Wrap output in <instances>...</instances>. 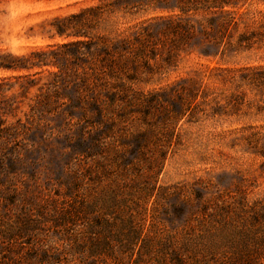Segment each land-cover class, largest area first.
Here are the masks:
<instances>
[{"label":"rangeland","instance_id":"rangeland-1","mask_svg":"<svg viewBox=\"0 0 264 264\" xmlns=\"http://www.w3.org/2000/svg\"><path fill=\"white\" fill-rule=\"evenodd\" d=\"M117 1L0 0V53L55 51L46 59L60 67L0 70V264L76 260L54 224L66 189L102 212L111 185L131 200L155 189L140 264H264V84L221 81L264 77V0L226 9L238 20L231 43L245 35L249 49L204 57L200 37L178 47L161 38L143 58L131 46L66 59L64 44L92 40L100 50L103 39H133L139 26L180 14ZM116 5L81 28L87 38L74 36V16ZM180 16L196 24L210 14ZM253 133L262 139L251 148L244 137Z\"/></svg>","mask_w":264,"mask_h":264},{"label":"trees","instance_id":"trees-1","mask_svg":"<svg viewBox=\"0 0 264 264\" xmlns=\"http://www.w3.org/2000/svg\"><path fill=\"white\" fill-rule=\"evenodd\" d=\"M144 1L147 5L162 11L174 12L178 10L181 15L187 16L191 13H203L210 14V17L205 18L204 23L197 22L196 24L183 21L180 14L176 17L160 18L157 21L139 26L138 29L136 28L131 33L133 39L126 38L116 43H108L107 39H103L104 45L100 50L96 48V43L92 40L67 43L58 47V49L71 50L66 55L67 59L70 57L80 58L81 55L85 54L82 48H85L88 54H92L95 48V52L101 51L108 55H123L125 48H128L129 51V48L134 50L131 46H139L137 51H134L135 57L143 58L147 56V48L156 47L161 38L164 40L170 39L173 46L178 47L179 45L190 46L192 39L195 40L197 37H200L202 42L206 41L204 47L199 49V54L204 57L215 56L210 53L211 48L216 49L221 55L226 54V49L238 51L243 47L251 48V39L245 35H241L235 45L231 43L233 31H237L238 20L226 9L227 7L237 8L240 0H118L117 3H127L121 8H127L128 6L136 8L137 6H143ZM172 1L175 2L173 6L171 5ZM117 10H120V7L116 5L111 9L96 6L82 11L73 17L77 20V24L81 26L76 29L74 36L87 38L86 34L81 33V28L87 23L95 22L101 14L109 11L114 13ZM91 13L93 14L92 17H88V15L91 16ZM57 33L60 36L65 35L62 28H59ZM222 46H224V50L221 52ZM49 55H57V52L41 51L33 52L30 55L0 53V70L22 72L31 71L35 68H60L56 62L46 59ZM33 57H38V59L35 61L32 59ZM229 73L221 79L224 85L230 83L241 87L264 84V77L257 78L253 74L250 75L244 72H240V74ZM233 98L234 95L227 96L226 101L231 104ZM215 101L219 105L217 99ZM244 139L247 146L253 148L262 138L259 133H253L248 137H244ZM160 155V159L158 157L153 159V163L154 161L160 162L158 174L162 171L166 161V153L160 151ZM144 188L142 191L147 190L144 199H142L141 195L143 194L140 191L139 197L136 200H131L125 198L123 193L120 194L118 187H112L111 185L109 192L112 196L109 202L104 205L102 212L97 209L96 205L86 202L85 198L78 200V198L73 197V188H67L62 202L68 208L63 209L60 216L55 219L54 224L56 227L64 229L66 240L72 242V252L70 254L76 256L77 259L47 258L42 261V264H140L143 258V248L148 239V233L145 232L146 215L149 210L147 205L154 196L155 190L154 187L144 186ZM197 198L201 200L202 197L197 195ZM178 213H182V210H178ZM78 225L82 227L77 228ZM86 238L90 243L89 246L84 240ZM179 264L189 263L180 261Z\"/></svg>","mask_w":264,"mask_h":264}]
</instances>
